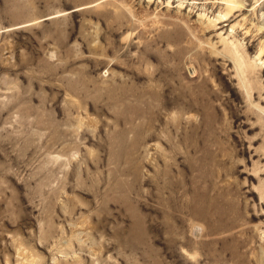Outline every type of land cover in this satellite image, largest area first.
Listing matches in <instances>:
<instances>
[{
    "label": "rangeland",
    "instance_id": "obj_1",
    "mask_svg": "<svg viewBox=\"0 0 264 264\" xmlns=\"http://www.w3.org/2000/svg\"><path fill=\"white\" fill-rule=\"evenodd\" d=\"M0 264H264V0H0Z\"/></svg>",
    "mask_w": 264,
    "mask_h": 264
},
{
    "label": "water",
    "instance_id": "obj_2",
    "mask_svg": "<svg viewBox=\"0 0 264 264\" xmlns=\"http://www.w3.org/2000/svg\"><path fill=\"white\" fill-rule=\"evenodd\" d=\"M45 19H48V17H47V18H45Z\"/></svg>",
    "mask_w": 264,
    "mask_h": 264
},
{
    "label": "bare ground",
    "instance_id": "obj_3",
    "mask_svg": "<svg viewBox=\"0 0 264 264\" xmlns=\"http://www.w3.org/2000/svg\"><path fill=\"white\" fill-rule=\"evenodd\" d=\"M223 16H225V15H223Z\"/></svg>",
    "mask_w": 264,
    "mask_h": 264
}]
</instances>
